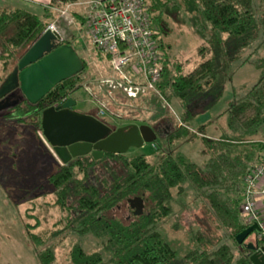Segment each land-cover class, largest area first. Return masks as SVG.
Segmentation results:
<instances>
[{
    "label": "trees",
    "instance_id": "obj_1",
    "mask_svg": "<svg viewBox=\"0 0 264 264\" xmlns=\"http://www.w3.org/2000/svg\"><path fill=\"white\" fill-rule=\"evenodd\" d=\"M74 1L50 0L35 10L17 2L0 4V85L54 18L52 7ZM145 3L163 54L157 87L166 100L179 101L181 124L175 121L172 131L158 132L164 130L161 119L165 115L157 107L148 120L160 138L152 156L104 153L94 159L87 154L60 164L41 135L40 113L93 77L86 58L79 54L83 70L56 84L37 103L28 102L19 88L0 99V180L12 196L11 190L18 189L15 204L31 206L25 213L34 223L27 227L36 229L40 222L33 213L36 205L58 208L60 214L50 234L44 230L31 233V250L40 264H51L59 245L70 247L72 264H252L253 251L244 243L253 232L241 244L235 236L250 225L239 211L244 176L264 157V57L251 60L255 47L264 45V0ZM173 14L203 41L196 48L198 60L184 73L172 62L171 45L164 39ZM64 43L73 46V37L65 38ZM247 48H252L251 54L244 56ZM247 62L261 72L244 93H233L228 108L230 134L207 138L203 132L206 124L198 126L196 133L190 131L194 115L187 110L189 104L207 97L211 99L206 106L213 103L221 94L223 79L231 80L235 67ZM101 120L109 124L108 119ZM196 134L207 150L203 167L176 147L178 142L192 141ZM21 158L29 163L21 164ZM187 191L202 205L203 213L190 223L189 247L181 253L167 238L162 222L176 217V206L187 209L180 200ZM47 195L52 196L51 201H38ZM134 197L143 200L140 213H134L130 204ZM255 241L264 246V240L256 237Z\"/></svg>",
    "mask_w": 264,
    "mask_h": 264
},
{
    "label": "rangeland",
    "instance_id": "obj_2",
    "mask_svg": "<svg viewBox=\"0 0 264 264\" xmlns=\"http://www.w3.org/2000/svg\"><path fill=\"white\" fill-rule=\"evenodd\" d=\"M49 1V0H48ZM12 2L15 4H21L31 10H35L40 3H20L19 1L2 0L1 6H9ZM146 6V3H145ZM63 5H55L52 7L55 14L53 21L57 18V26L59 31L66 37H73V46L77 53L86 58L87 69L90 75L98 76L104 74L106 69L100 62L99 55L93 48L92 40L87 33V27L84 22V9L81 7L73 6L61 14L60 9ZM81 18H76L79 13ZM79 16V15H78ZM170 23L171 30L169 34L164 37L171 48L169 49V56L172 62H175L181 66V72H186L195 62L198 60L196 54V48L202 45V39L192 30V28L184 23H181L174 17ZM252 48H247L244 52V56L251 54ZM264 57V45L255 47L252 53L251 60L253 62L260 61ZM260 68L252 63H241L236 66L231 80L223 79L221 84V94L213 103H208L211 97H207L205 101H192L187 109L193 116L189 123V130L193 132L198 131V126L206 124L204 128V136L207 138H217L222 134H230L229 131V106L233 99V93H244L258 78L260 75ZM75 100V109L82 113L93 114V106L90 104L87 95L78 88L70 95ZM127 104L118 106L113 104L112 107L116 110H123L124 112L138 113L139 118L146 120L148 123L149 117L157 111V107L162 108L163 114L161 119L162 127L161 133H168L172 131L175 121L180 123L181 121V109L178 100H166L164 97H159L153 94L145 95L142 99H135L127 101ZM205 106V107H204ZM204 107V109H203ZM203 109V110H202ZM122 112V111H121ZM159 115H161L159 113ZM109 125L112 127H121L129 125L130 122L124 118H107ZM197 136L192 141H181L176 144L178 152L182 153L188 160L203 167L208 155L201 136ZM160 138L157 137L153 142H144L139 147H131L125 153L126 155L136 154H151L154 151V144L159 143ZM47 147L51 150V147L46 143ZM8 161V160H7ZM21 164H27L29 162L21 158ZM36 162V160H35ZM33 168L35 164L31 162ZM16 197L20 195L18 189L15 187L11 190ZM5 187L4 182L0 180V264H40L37 262L36 255L32 252V240L30 239L31 233L38 234L40 232H46L50 234L53 224L56 218L59 216L58 208H51L49 205L38 204L33 211L39 218V223L36 229L27 227L28 224H33L34 219L26 216L27 208L31 207L28 203L15 204V197ZM51 195L45 197H39L38 201H51ZM194 194L191 191H187V196L182 197L180 200L186 203L187 209H183L182 205L175 207L177 212L176 217H170L162 222V229L166 233L167 238L174 243L181 253H183L189 247V241L187 236V229L191 227L190 223L195 222L202 216V205L198 204L194 200ZM38 202V203H40ZM46 210V211H45ZM47 212V213H45ZM197 216L199 218H197ZM178 222V223H177ZM195 227V226H194ZM255 231L249 235L246 242L255 239ZM74 236L72 240H74ZM63 242V240H62ZM69 246H57L55 258L51 264H72L69 258Z\"/></svg>",
    "mask_w": 264,
    "mask_h": 264
},
{
    "label": "built area",
    "instance_id": "obj_3",
    "mask_svg": "<svg viewBox=\"0 0 264 264\" xmlns=\"http://www.w3.org/2000/svg\"><path fill=\"white\" fill-rule=\"evenodd\" d=\"M73 6L84 9L87 33L106 69L104 74L81 83L95 117L124 118L137 125H148L137 112H121L112 107H123L127 104L124 99H142L148 94L163 97L157 87L163 71V54L154 37L145 0H75L63 4L60 13ZM56 23L57 18L44 30L54 33L56 44H61L66 37ZM239 211L250 225L256 224V236L264 240V157L244 176Z\"/></svg>",
    "mask_w": 264,
    "mask_h": 264
},
{
    "label": "water",
    "instance_id": "obj_4",
    "mask_svg": "<svg viewBox=\"0 0 264 264\" xmlns=\"http://www.w3.org/2000/svg\"><path fill=\"white\" fill-rule=\"evenodd\" d=\"M55 40L50 30L39 35L0 85V99L19 88L27 101L35 104L56 84L83 70V61L76 49L69 43L56 44ZM74 104L75 101L69 99L63 104L46 107L40 113L41 135L62 164L87 154L94 159L104 153L123 154L131 147L157 138V133L147 124H129L112 130L93 114L72 109ZM130 204L134 213L142 212L141 197L132 198ZM256 229V224L252 223L238 233L237 243H243ZM244 245L253 251L249 257L252 264H264V246L250 241Z\"/></svg>",
    "mask_w": 264,
    "mask_h": 264
},
{
    "label": "crops",
    "instance_id": "obj_5",
    "mask_svg": "<svg viewBox=\"0 0 264 264\" xmlns=\"http://www.w3.org/2000/svg\"><path fill=\"white\" fill-rule=\"evenodd\" d=\"M1 1V0H0ZM12 1H19L20 3H34V4H36V3H40V4H44V5H47L49 2H50V0L48 1V0H12ZM256 233H255V239H256ZM255 239H253V240H251L250 242H253V243H255L256 241H255ZM249 242V241H248ZM261 246H263V245H261Z\"/></svg>",
    "mask_w": 264,
    "mask_h": 264
},
{
    "label": "flooded vegetation",
    "instance_id": "obj_6",
    "mask_svg": "<svg viewBox=\"0 0 264 264\" xmlns=\"http://www.w3.org/2000/svg\"><path fill=\"white\" fill-rule=\"evenodd\" d=\"M69 99H72V100H74L71 96H67V97H65L62 101H60V102H57V103H55V104H53L54 106H56V105H59V104H63L64 102H66V101H68ZM75 101V100H74ZM75 105V104H74ZM72 109H74V110H76L75 109V107L73 106L72 107ZM76 111H78V110H76ZM130 124H135L134 122H130ZM109 125V124H108ZM110 127H111V129L112 130H115L117 127H112L111 125H109ZM158 132H160V129H159V131ZM71 161V160H70ZM69 161V162H70ZM58 162L60 163V164H62L59 160H58ZM68 162V163H69Z\"/></svg>",
    "mask_w": 264,
    "mask_h": 264
}]
</instances>
